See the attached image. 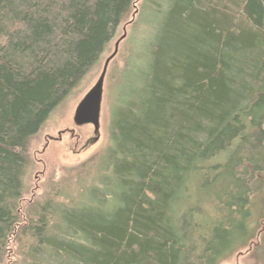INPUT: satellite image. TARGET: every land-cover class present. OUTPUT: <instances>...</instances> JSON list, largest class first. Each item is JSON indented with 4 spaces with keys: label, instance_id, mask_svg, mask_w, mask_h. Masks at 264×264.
Segmentation results:
<instances>
[{
    "label": "trees",
    "instance_id": "obj_1",
    "mask_svg": "<svg viewBox=\"0 0 264 264\" xmlns=\"http://www.w3.org/2000/svg\"><path fill=\"white\" fill-rule=\"evenodd\" d=\"M136 3L0 0V264L264 262V0H167L111 117L107 198L21 208L30 142Z\"/></svg>",
    "mask_w": 264,
    "mask_h": 264
},
{
    "label": "rangeland",
    "instance_id": "obj_2",
    "mask_svg": "<svg viewBox=\"0 0 264 264\" xmlns=\"http://www.w3.org/2000/svg\"><path fill=\"white\" fill-rule=\"evenodd\" d=\"M166 4L167 0H137L135 14L117 30L96 67L55 108L32 139L28 150L29 168L25 177L22 210L28 206L45 205L49 201L55 204L56 209L68 207L71 201L79 199L82 190L85 193L92 188L96 191L95 201L101 202L107 198V193L102 192L99 177L105 178L109 174V167L104 169L103 160L110 148L111 117L115 108L120 106L121 98L123 102H134L131 89L135 91L141 88L137 73H141L140 78L147 74V65L152 62L150 50L155 43L162 41L160 18ZM123 35L125 37L119 42L103 79L97 129L91 124L76 126L73 117L78 104L97 83L104 63L112 56L116 43ZM203 211L206 213V210ZM263 219L257 218L253 233L258 231V224ZM245 247L219 264H264ZM9 250L2 264H15L18 261L14 255L15 248L11 245Z\"/></svg>",
    "mask_w": 264,
    "mask_h": 264
},
{
    "label": "water",
    "instance_id": "obj_3",
    "mask_svg": "<svg viewBox=\"0 0 264 264\" xmlns=\"http://www.w3.org/2000/svg\"><path fill=\"white\" fill-rule=\"evenodd\" d=\"M124 37L125 35L121 36L120 40L115 45V49L112 56H110L104 63L102 73L95 86L86 94V96L78 104L73 117V122L76 126L80 127L91 124L94 126L95 129H97L103 79L106 73L107 66L115 56L118 44L124 39Z\"/></svg>",
    "mask_w": 264,
    "mask_h": 264
}]
</instances>
